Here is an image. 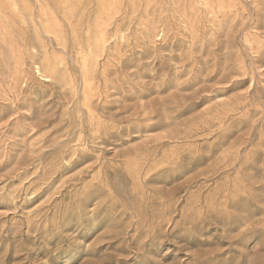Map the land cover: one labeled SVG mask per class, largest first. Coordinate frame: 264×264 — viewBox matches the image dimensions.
<instances>
[{"label": "rangeland", "instance_id": "374dc122", "mask_svg": "<svg viewBox=\"0 0 264 264\" xmlns=\"http://www.w3.org/2000/svg\"><path fill=\"white\" fill-rule=\"evenodd\" d=\"M0 264H264V0H0Z\"/></svg>", "mask_w": 264, "mask_h": 264}, {"label": "bare ground", "instance_id": "6f19581e", "mask_svg": "<svg viewBox=\"0 0 264 264\" xmlns=\"http://www.w3.org/2000/svg\"><path fill=\"white\" fill-rule=\"evenodd\" d=\"M111 19V18H110ZM69 60V59H68ZM37 73H39L40 74V71H39V69L37 68ZM36 73V74H37ZM45 79L47 80V77H45Z\"/></svg>", "mask_w": 264, "mask_h": 264}]
</instances>
